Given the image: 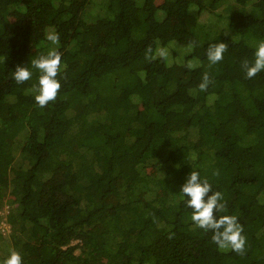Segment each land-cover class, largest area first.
<instances>
[{
	"label": "trees",
	"instance_id": "16d2710c",
	"mask_svg": "<svg viewBox=\"0 0 264 264\" xmlns=\"http://www.w3.org/2000/svg\"><path fill=\"white\" fill-rule=\"evenodd\" d=\"M260 40L264 0H0V260L264 264V72L242 69ZM50 48L62 87L40 108L39 72L12 73ZM192 169L238 217L242 253L190 220Z\"/></svg>",
	"mask_w": 264,
	"mask_h": 264
},
{
	"label": "clouds",
	"instance_id": "9594fccd",
	"mask_svg": "<svg viewBox=\"0 0 264 264\" xmlns=\"http://www.w3.org/2000/svg\"><path fill=\"white\" fill-rule=\"evenodd\" d=\"M46 40L52 45H58L59 34L47 32ZM227 49V43H210L206 50V56L210 64H216L223 59ZM161 57H166L164 49L159 50ZM254 59L251 62L244 61L242 69L246 77L251 79L260 72H264V40H260L254 46ZM61 54L56 48H50L46 54H40L31 60V68L18 65L12 73L16 83L21 84L29 80L33 75V69L39 72L38 81L35 85V103L40 107H46L49 102L55 101L62 87L58 74L62 70ZM192 67V65H189ZM210 84V77L205 73L198 87L200 91H206ZM218 173H213L217 175ZM180 199L186 207L191 209L190 220L196 228L204 232L212 233V242L221 250L231 249L242 253L246 246V237L243 235V226L238 217L232 214L220 213L226 211L223 194L213 191L212 184L207 177H201L198 170L192 169L186 176L179 190ZM0 264H23L21 254L15 249L0 260Z\"/></svg>",
	"mask_w": 264,
	"mask_h": 264
},
{
	"label": "rangeland",
	"instance_id": "374dc122",
	"mask_svg": "<svg viewBox=\"0 0 264 264\" xmlns=\"http://www.w3.org/2000/svg\"><path fill=\"white\" fill-rule=\"evenodd\" d=\"M185 47H187V46H185ZM187 48H188V47H187ZM186 50H187V49L183 47V51H186Z\"/></svg>",
	"mask_w": 264,
	"mask_h": 264
}]
</instances>
